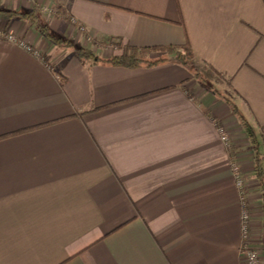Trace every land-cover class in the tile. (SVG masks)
I'll return each instance as SVG.
<instances>
[{"label":"crops","instance_id":"1","mask_svg":"<svg viewBox=\"0 0 264 264\" xmlns=\"http://www.w3.org/2000/svg\"><path fill=\"white\" fill-rule=\"evenodd\" d=\"M57 2L42 20L99 56L117 52L111 39L188 43L194 64L219 73L221 93L264 127L263 0ZM29 7L0 0V31L41 50L0 37V264H248L231 160L262 247L261 194L223 97L172 60L82 63L6 12Z\"/></svg>","mask_w":264,"mask_h":264},{"label":"trees","instance_id":"2","mask_svg":"<svg viewBox=\"0 0 264 264\" xmlns=\"http://www.w3.org/2000/svg\"><path fill=\"white\" fill-rule=\"evenodd\" d=\"M264 1V0H263ZM10 14H14L19 19L25 20L51 43L59 46L72 48L75 55L82 63L95 64L104 63L112 66H123L126 68L150 67L158 65L161 62L172 60L187 68L194 70L195 54L188 43L181 45L167 44V45H153V46H135L129 43H123L118 39L112 41L117 52L109 56H99L91 49L75 44L72 39L55 34L47 22L42 20L40 8L37 4L31 5L27 10H6ZM56 14V12H54ZM63 17H66L63 14ZM211 70V68H209ZM215 74L219 75L216 71ZM205 87L217 92L219 97L228 103L232 113L234 114L241 129L247 135L249 144L253 151V174L257 181V190L261 194L262 204V228L263 233L261 237L262 248L264 250V127L259 125L252 116H247L241 112L236 103L229 100L221 90L215 88V85L206 76L195 71L193 74Z\"/></svg>","mask_w":264,"mask_h":264},{"label":"built area","instance_id":"3","mask_svg":"<svg viewBox=\"0 0 264 264\" xmlns=\"http://www.w3.org/2000/svg\"><path fill=\"white\" fill-rule=\"evenodd\" d=\"M23 3L31 6L33 4H39L43 11L47 10V5L43 3L41 0H21ZM43 3V4H42ZM55 11V10H54ZM0 37L7 39L9 41H13L17 45L21 46L22 48L26 49L30 53L40 57L41 50L38 47H35L32 43L27 41L25 38L16 35L14 31H0ZM216 130L220 137V139L225 144L227 149L232 147L231 140L229 133L227 132L226 128L223 125L216 124ZM230 169L232 176L235 181V185L239 191L240 199H241V216H240V231H241V254L247 260L248 264H263L264 257L262 255V247L253 244L251 241L250 235V227H251V213L249 209L246 207V203H248V193L246 190L243 172L241 169L240 164L237 160H231Z\"/></svg>","mask_w":264,"mask_h":264},{"label":"rangeland","instance_id":"4","mask_svg":"<svg viewBox=\"0 0 264 264\" xmlns=\"http://www.w3.org/2000/svg\"><path fill=\"white\" fill-rule=\"evenodd\" d=\"M45 4L47 5V10L43 11L41 14H43L46 18L48 16L51 17L52 14H54L53 13L54 10L58 9V5L59 4H58L57 0H46ZM52 31L55 34L59 35V33H57V31H55V30H52ZM49 43H51V42L49 41ZM51 44H53V43H51ZM62 48H63V50L66 49L65 51H67V52H74L72 48H66V47L65 48L62 47ZM192 71H193V74H195V71H197V72L201 73L202 75L206 76L210 81H212V83L215 85V88H217L218 90H222L224 92L226 91V84L220 79V77L218 75H216L215 73L211 72V70H209L206 66H202L201 64L197 66V65L194 64V70L192 69ZM247 188H249V187H247ZM252 209L254 211L255 209H257V207H253ZM259 246H260V244H259ZM262 250H263V248H262ZM262 255L264 257V250L262 251ZM263 264H264V262H263Z\"/></svg>","mask_w":264,"mask_h":264}]
</instances>
